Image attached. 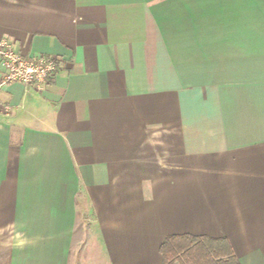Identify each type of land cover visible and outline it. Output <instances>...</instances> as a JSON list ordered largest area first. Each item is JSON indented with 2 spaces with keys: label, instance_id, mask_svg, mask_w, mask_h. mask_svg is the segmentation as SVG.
<instances>
[{
  "label": "crops",
  "instance_id": "crops-1",
  "mask_svg": "<svg viewBox=\"0 0 264 264\" xmlns=\"http://www.w3.org/2000/svg\"><path fill=\"white\" fill-rule=\"evenodd\" d=\"M1 39L58 70L0 88V264H264V0H0Z\"/></svg>",
  "mask_w": 264,
  "mask_h": 264
},
{
  "label": "trees",
  "instance_id": "trees-1",
  "mask_svg": "<svg viewBox=\"0 0 264 264\" xmlns=\"http://www.w3.org/2000/svg\"><path fill=\"white\" fill-rule=\"evenodd\" d=\"M160 252L161 264H241L225 237L169 235L161 244Z\"/></svg>",
  "mask_w": 264,
  "mask_h": 264
},
{
  "label": "built area",
  "instance_id": "built-area-1",
  "mask_svg": "<svg viewBox=\"0 0 264 264\" xmlns=\"http://www.w3.org/2000/svg\"><path fill=\"white\" fill-rule=\"evenodd\" d=\"M0 59L5 68V74L0 81L4 84L20 82L26 86L34 85L42 91L58 70V60L54 56L25 57L18 53L7 39L0 40ZM9 110L10 107L6 106Z\"/></svg>",
  "mask_w": 264,
  "mask_h": 264
},
{
  "label": "rangeland",
  "instance_id": "rangeland-1",
  "mask_svg": "<svg viewBox=\"0 0 264 264\" xmlns=\"http://www.w3.org/2000/svg\"><path fill=\"white\" fill-rule=\"evenodd\" d=\"M90 256V257H89ZM101 255H98L97 253L95 254V255H92V254H82V255H79V259L80 260H83L82 258H84V259H86L87 258V260L89 259V258H91V257H95L96 258V260H98V258L100 257ZM71 258L73 259V260H76L77 258H78V256H77V253L75 252V253H72V255H71Z\"/></svg>",
  "mask_w": 264,
  "mask_h": 264
}]
</instances>
